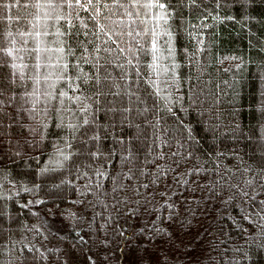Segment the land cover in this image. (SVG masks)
I'll use <instances>...</instances> for the list:
<instances>
[{"label": "trees", "instance_id": "16d2710c", "mask_svg": "<svg viewBox=\"0 0 264 264\" xmlns=\"http://www.w3.org/2000/svg\"><path fill=\"white\" fill-rule=\"evenodd\" d=\"M105 2L0 0V264H264V0Z\"/></svg>", "mask_w": 264, "mask_h": 264}, {"label": "rangeland", "instance_id": "374dc122", "mask_svg": "<svg viewBox=\"0 0 264 264\" xmlns=\"http://www.w3.org/2000/svg\"><path fill=\"white\" fill-rule=\"evenodd\" d=\"M85 216L83 209H73L46 217L38 224L49 243H61L65 247V264H95L80 234Z\"/></svg>", "mask_w": 264, "mask_h": 264}, {"label": "snow or ice", "instance_id": "6c2138e0", "mask_svg": "<svg viewBox=\"0 0 264 264\" xmlns=\"http://www.w3.org/2000/svg\"><path fill=\"white\" fill-rule=\"evenodd\" d=\"M116 2L118 4H120V7L123 8L124 4L120 3V0H116ZM154 3L157 7L159 8H165L166 5L164 3H160V0H154ZM137 4H139V0H132V6L135 7ZM75 5H79L81 8H84L85 10H87V8L85 7L87 6H91L93 9H95V11L97 12V14H102L100 12V5H102L104 8L108 7V4L105 2V0H68V6L69 7H74ZM51 6V5H50ZM151 4L145 5V7H151ZM130 15V13H129ZM93 20H95V16L92 17ZM97 25L99 26V21H97ZM69 27H72L71 23H69L68 25ZM100 31L103 32L104 31V27L100 26ZM156 45L155 43L153 44V48H155ZM61 51H64L63 48L60 49ZM9 55H11V53H9ZM65 69H67L68 65H64Z\"/></svg>", "mask_w": 264, "mask_h": 264}]
</instances>
